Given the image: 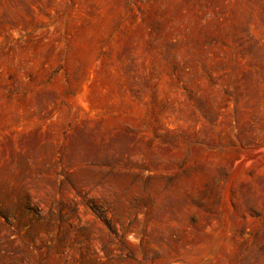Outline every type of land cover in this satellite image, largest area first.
Instances as JSON below:
<instances>
[{
    "label": "rangeland",
    "instance_id": "374dc122",
    "mask_svg": "<svg viewBox=\"0 0 264 264\" xmlns=\"http://www.w3.org/2000/svg\"><path fill=\"white\" fill-rule=\"evenodd\" d=\"M0 264H264V0H0Z\"/></svg>",
    "mask_w": 264,
    "mask_h": 264
}]
</instances>
